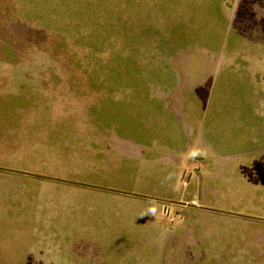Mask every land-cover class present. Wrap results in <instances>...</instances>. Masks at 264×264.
I'll use <instances>...</instances> for the list:
<instances>
[{
  "label": "crops",
  "instance_id": "0c3cea01",
  "mask_svg": "<svg viewBox=\"0 0 264 264\" xmlns=\"http://www.w3.org/2000/svg\"><path fill=\"white\" fill-rule=\"evenodd\" d=\"M224 21L223 45L192 53L185 78L166 68L133 95L71 96L11 148V167L41 169L2 186L0 216L41 232V262L149 247L136 263L264 264V110L244 109L250 76L220 62L244 54L234 38L264 43V0H237Z\"/></svg>",
  "mask_w": 264,
  "mask_h": 264
},
{
  "label": "rangeland",
  "instance_id": "374dc122",
  "mask_svg": "<svg viewBox=\"0 0 264 264\" xmlns=\"http://www.w3.org/2000/svg\"><path fill=\"white\" fill-rule=\"evenodd\" d=\"M236 4L0 0V189L38 169L11 167L10 150L41 135V120L48 122L51 111L72 110L77 103L71 96L133 95L135 79L160 81V71L166 68L181 70L185 78V66L195 58L192 53L223 45L224 15L232 20ZM261 43L234 38L231 46L244 54L221 55L223 67L237 65L250 76L251 87L242 88L247 110H264V47L257 50ZM239 58L245 66L237 64ZM67 81L88 86H66ZM19 131L32 135L18 141L21 135H13ZM3 218L0 264H139L135 261L150 256L149 247L85 248L72 262H41V232L5 229Z\"/></svg>",
  "mask_w": 264,
  "mask_h": 264
}]
</instances>
